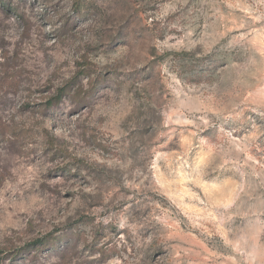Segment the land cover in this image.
<instances>
[{"label": "rangeland", "instance_id": "rangeland-1", "mask_svg": "<svg viewBox=\"0 0 264 264\" xmlns=\"http://www.w3.org/2000/svg\"><path fill=\"white\" fill-rule=\"evenodd\" d=\"M0 264H264V0H0Z\"/></svg>", "mask_w": 264, "mask_h": 264}, {"label": "trees", "instance_id": "trees-1", "mask_svg": "<svg viewBox=\"0 0 264 264\" xmlns=\"http://www.w3.org/2000/svg\"><path fill=\"white\" fill-rule=\"evenodd\" d=\"M60 99H61L60 97H59V98H57V100H58V101H60ZM42 244H43V243H40V246H42Z\"/></svg>", "mask_w": 264, "mask_h": 264}]
</instances>
